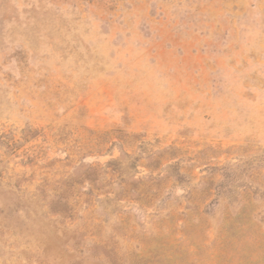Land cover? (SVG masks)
<instances>
[{
    "label": "rangeland",
    "instance_id": "1",
    "mask_svg": "<svg viewBox=\"0 0 264 264\" xmlns=\"http://www.w3.org/2000/svg\"><path fill=\"white\" fill-rule=\"evenodd\" d=\"M0 264H264V0H0Z\"/></svg>",
    "mask_w": 264,
    "mask_h": 264
},
{
    "label": "trees",
    "instance_id": "2",
    "mask_svg": "<svg viewBox=\"0 0 264 264\" xmlns=\"http://www.w3.org/2000/svg\"><path fill=\"white\" fill-rule=\"evenodd\" d=\"M146 167H147V166H146ZM92 171L94 172V168H91V169H90V172H92ZM150 180H151V182H153L154 179H150ZM142 195H145V193H142ZM140 196H141V194H140ZM234 224H235V223H234Z\"/></svg>",
    "mask_w": 264,
    "mask_h": 264
}]
</instances>
